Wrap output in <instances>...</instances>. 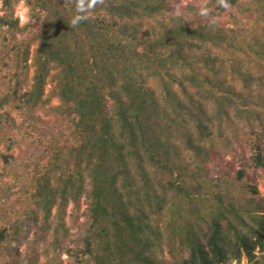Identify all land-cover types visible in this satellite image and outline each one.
Returning a JSON list of instances; mask_svg holds the SVG:
<instances>
[{
	"label": "trees",
	"instance_id": "obj_1",
	"mask_svg": "<svg viewBox=\"0 0 264 264\" xmlns=\"http://www.w3.org/2000/svg\"><path fill=\"white\" fill-rule=\"evenodd\" d=\"M241 1L99 0L72 27L77 0H25L22 26L1 0V264H264V28L221 21Z\"/></svg>",
	"mask_w": 264,
	"mask_h": 264
},
{
	"label": "rangeland",
	"instance_id": "obj_2",
	"mask_svg": "<svg viewBox=\"0 0 264 264\" xmlns=\"http://www.w3.org/2000/svg\"><path fill=\"white\" fill-rule=\"evenodd\" d=\"M207 0H181V5L186 6L188 4H195L197 8L199 9L200 12L202 10L208 11V9L205 7V2ZM261 2L259 0H242L241 3L237 8L234 10L230 11V13L233 15V17L229 16H223L221 18V21L224 22L226 28L232 29V28H237L241 27L245 29V34L247 35V39L251 40V38L258 37L260 38L261 35L263 34L259 29L264 28V14L262 9L259 7ZM19 5V4H18ZM18 5L15 7V14L18 8ZM185 10H180L179 13H184ZM2 15V4L0 0V16ZM18 18V17H16ZM188 18H192V16L189 14ZM20 26H22L20 24ZM251 35V36H250ZM2 72L0 73V76L7 75L9 74V71L6 69L1 70ZM31 77V73H30ZM5 92V85L0 82V95H2ZM5 110H2L0 112H4ZM10 116L14 120L15 124L18 125L22 122L23 118L21 117L20 113L18 111H13L10 110ZM27 124V123H26ZM241 127H244V132L245 134L241 136V154L244 156L248 157L250 155V141L253 143L255 140V136L252 135V128L250 127H245L244 125L240 124ZM22 149H25V146L22 147ZM19 150L18 148L7 151L6 146L2 143H0V154H12L15 158L18 156ZM27 158V156H26ZM241 166L236 165V168L239 169ZM251 178L254 180V184L256 188L258 189L259 196L258 197H263L264 196V171L259 170L256 173H252L251 171L247 170ZM14 182V176L9 175V174H4L3 173V164L0 159V192L5 190L7 187H10ZM17 189L13 190V195L10 196L9 202H14L18 195H15L17 193ZM0 204V208H1ZM2 208H7V205H5ZM10 222V218L8 219L5 217V214L0 210V228L4 226H9L7 223ZM31 237L33 236V233L30 235ZM25 246H21L20 250L25 251ZM62 262L63 264H68L69 259L68 257L64 254L62 257ZM170 260L169 258H167ZM1 264V263H0ZM40 264H47L46 260L44 258H41ZM53 264V263H50ZM236 264V263H234ZM241 264H247L246 260L243 259Z\"/></svg>",
	"mask_w": 264,
	"mask_h": 264
},
{
	"label": "clouds",
	"instance_id": "obj_3",
	"mask_svg": "<svg viewBox=\"0 0 264 264\" xmlns=\"http://www.w3.org/2000/svg\"><path fill=\"white\" fill-rule=\"evenodd\" d=\"M99 2V0H77L73 19L71 20V26L75 27L82 21L88 18L87 13L95 7V5ZM221 4L223 7H227L228 5L224 3V0H221ZM202 15H207L206 10H202ZM18 17L19 23L21 25L27 24L29 21V8L25 4V0H20L18 5L16 14L14 18Z\"/></svg>",
	"mask_w": 264,
	"mask_h": 264
}]
</instances>
